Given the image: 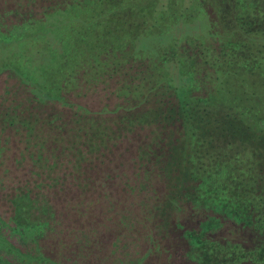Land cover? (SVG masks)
I'll return each instance as SVG.
<instances>
[{
	"label": "trees",
	"instance_id": "1",
	"mask_svg": "<svg viewBox=\"0 0 264 264\" xmlns=\"http://www.w3.org/2000/svg\"><path fill=\"white\" fill-rule=\"evenodd\" d=\"M131 1L136 4L130 10L136 20L131 29L126 19L130 13L125 11L129 6L123 0H76L69 7L64 2L61 8L66 12L50 15V24L56 20L53 17L60 18L56 27L72 20L70 17L89 32H117L120 26L127 27L119 29L116 39L133 50L123 54L126 48H119L117 55L109 49L107 53L97 51V56L88 58H97L96 63L75 66L79 68L73 75L81 83L77 87L80 95L73 96L60 84L58 96L41 94L44 105L35 99H20L31 106L25 118L8 112L5 102L12 99L9 94L0 97V264H67L63 252L55 256V242H84L82 233L66 237L59 232L56 207L68 206L64 204L67 196L82 195L90 162L68 163L69 151L74 145L89 146L86 137L90 132L98 134L92 131L96 128L91 118L109 116L110 110L116 112L115 121L113 127L106 124L105 133L112 137H103L102 146L112 152L111 146L126 142L134 146V142L139 149L134 146L132 175L125 170L115 174L123 183L122 191L135 198L122 197L121 216H131L130 221L119 214L109 215V221L106 214L103 218V225L112 227L105 236V264H143L153 256H160L162 264H262L264 0ZM53 26L49 28L55 30ZM46 29L37 32L49 38L50 29ZM54 45L49 44V51ZM36 54L34 63L48 66L52 54ZM122 55L118 65L107 71L114 74L112 86L128 92L105 86L104 63ZM52 69L64 76L62 67ZM100 93L120 103L108 107L107 113L76 112L75 134L61 126L60 111H56L58 122L48 117L47 110L53 107L50 99L63 96L64 108H86L65 99H90L92 95L100 99ZM65 135L74 138L69 141ZM100 148L94 147L89 159L104 156ZM131 150L107 158L114 161L110 165H126V153ZM22 160L28 164L22 166ZM114 200L118 202V198ZM182 204L187 206L182 208ZM76 215L78 231L80 226L91 230L97 219L91 214ZM243 228L248 233L241 236ZM144 230L154 243L164 244L142 252V246L148 245ZM88 235L92 237L90 232Z\"/></svg>",
	"mask_w": 264,
	"mask_h": 264
},
{
	"label": "rangeland",
	"instance_id": "2",
	"mask_svg": "<svg viewBox=\"0 0 264 264\" xmlns=\"http://www.w3.org/2000/svg\"><path fill=\"white\" fill-rule=\"evenodd\" d=\"M75 1L76 0H0V97L4 93L9 94L8 97H11L12 99L7 100L5 102V106L8 108V112L12 115H15V117L20 116L22 118H25V115L29 116V113H31L27 111L28 108L31 107L29 106L30 104H28L26 101L19 102L20 99H35L38 104L44 105L45 100L40 98L41 94L46 93L50 96H58L60 84L65 85V87L68 88L66 90H68L73 96H76L78 94L80 95L81 92L77 90V87H80L81 83L77 82L78 77H75L73 75V73H75V71L79 68L77 67L76 69L75 66H79L78 64H84L83 66H85L89 65L92 62L96 63L97 58L96 60L88 59L90 57L92 58L93 56H97L95 55V52L98 51L107 53L109 49L110 51H114L117 55L119 48H126V51L122 50L123 54H126V52H130L131 50H133V47L132 49H130L126 42H123L121 39H116V34L117 37H119V29L125 30L127 29L126 26H120L117 32L114 31L109 33H96V31H85V28H83L84 26L80 24V21H75L76 19H74L73 17H70V19L72 20L64 22L59 27L56 26H58L60 18H55L56 16L52 18L56 19L54 21V24L49 23L48 20L51 14L53 15L55 13H58L62 15L61 12H66L63 11L66 9L61 8V4L65 2V4L69 7V5L71 4L73 6V3ZM148 1L151 2V0ZM123 2L129 6V8H126L125 11L130 13L127 15L126 19L130 22L128 28L131 29V25L134 24L136 20L134 19V15L130 10L131 7H135L136 4L131 0H123ZM68 18L69 17H67V19ZM50 25H54L57 30L55 28V30L50 29ZM45 28H47V31L48 29H50L48 34L51 35V37H44L45 33L37 32L38 29L42 30ZM122 34L126 37V34ZM99 36L104 37L105 39L101 40L98 38ZM87 37L88 39H86ZM54 38L57 42L54 40ZM109 39L111 43H109ZM51 42H53V44L55 45L53 46L52 50L49 51V44ZM108 44H110V46H108ZM40 51L52 54L51 61L50 63H48V66H45L44 63H34V61L37 60L36 53ZM123 56L124 55H122L121 57H110L109 60L104 63L106 81L105 86L107 85L108 87H112V89H116L119 92H128L127 88L120 89L115 88L114 85L112 86V84H114L112 77L114 76V74L111 71H107V69L111 68L113 65H118V61H121ZM51 66L53 68H56L57 66L62 67L64 76L61 77L62 75L56 73L57 71L53 70ZM107 75H111V77L107 78ZM126 79H128V77ZM68 80L70 84L67 83ZM77 83H79V86H76ZM261 87L263 89L264 85H262ZM22 93H26V96L21 97L23 96ZM130 93H132V96L135 95L134 89H131ZM100 95V99L99 95H92L90 99H65L71 100V102L73 103H81L87 106L86 108H75L70 104L74 109H66L64 108V106H62L63 99L61 98H63V96H60L56 99H50V105H52L53 107L47 110V113H49L48 117L52 116L53 119H55V122H58L59 117L57 116L56 111H60L62 113V115H60V117H62V122L60 123L61 126L66 127V129L69 130L70 134H75V131H73L72 128L74 126L73 120L76 112H84L87 115H91V113L97 111L106 112L107 109L115 107L117 103H120L119 99H105V97L102 96L101 93ZM229 96L230 93H228V97ZM15 108L17 109L15 110ZM105 108L106 110H104ZM110 111H107L109 112V116L105 117V115L102 116L101 114H99V118H91L92 126L96 128V130L92 131H97L98 134L97 136H94L90 132L88 138L86 137V142L87 144H89V146L86 145V147L84 148L83 146L79 147V145H74L72 150L69 151L70 160H68V163L73 165L75 161L79 163L83 159H86L90 162V168L85 173L88 180L85 182V187L82 188V195L67 196V200L64 204H68V206H66L65 208L64 205L63 208L56 207V214L61 221L58 226L60 228L59 232L66 237L67 235L71 236V233L73 234V236H79L80 233H82V235L85 237L84 242L79 245L75 244L74 242H72L73 245H70L66 241L65 242L67 244H63V240H58L55 242V244L57 243L58 245L55 246L57 248L55 256L58 257L60 256V253L63 252V254L65 255L64 259L67 260V264H105L107 262L104 256V252L106 249L105 236H109L112 230V227L110 228L109 226L103 225V218L105 217V214L107 218L106 221H109L112 216H118V214L122 219H125L127 221H130L131 219V216H121V212L123 211V207H121V205H123L124 201L122 197L128 200H133L135 197L131 195L133 197L130 198V195H128L129 192L125 193L124 191H122L120 187L123 183L117 176H115V174L117 172L119 174L120 171H122L123 173V170H125L127 171V173L132 175L135 169L133 162L136 159L134 157V155H136V152H133V150L134 146H137V143L133 142L134 146L131 144V142H126V144L123 143L121 146L119 144L114 148H112L113 146H111L110 149H113L112 152H109L105 145V147L102 146V144H104V141L102 143L103 137L106 139H108V136L112 137L111 133H109L108 135L105 133L106 124L109 123L111 127H113V123L115 121L113 115L116 114V112L115 110L111 112ZM38 116L44 117L43 115ZM75 125L77 124L75 123ZM44 131H47V129H45ZM54 133L55 132L51 131L50 135L54 136ZM65 136L66 140L68 139L69 141L74 138V136L72 135ZM133 136L134 138H136L135 135ZM60 138L65 140L63 136ZM64 142L65 141H62V143ZM73 142L77 143L75 140H73ZM97 145H101L100 149L103 148L102 151H105V155L99 158L94 157L97 160L89 159L91 158L92 154L94 155L93 149ZM128 148H131L132 152L127 151L126 153V165L123 162V165L125 167H115L114 165H110L111 162L114 161L107 158L112 159L115 155L118 158L117 153L121 150H124L125 152L126 150H129ZM137 149H139V146H137ZM11 162H13V160ZM26 163V160H22V166ZM92 164L95 165V167H93ZM18 167H21V165H19ZM96 176H98L97 180H93L92 177ZM9 177L7 176V178ZM110 179H113L114 181L110 183ZM126 183L129 184L128 182ZM111 187H113V189ZM125 188L127 189L128 187ZM110 190L112 192H110ZM107 191H109L111 195H108L106 193ZM125 194L127 195L125 196ZM117 198L118 202L114 200ZM0 203L2 204L3 202L0 201ZM56 204V206H59L57 200ZM126 206L129 207L128 205ZM186 206L187 204H182V208H185ZM81 213L91 214L97 217V219L94 220L95 222H92L93 227L91 228V230L83 229L82 226L79 227L81 231L77 230L75 219L78 217V215L76 214ZM128 213L130 214V211ZM83 224L89 225L84 222ZM61 225L63 228L61 227ZM138 231L139 230H136L133 234L136 241L138 239ZM144 231L145 232L143 237L145 238L148 245L147 247L146 244L142 246V252L145 248L148 251L149 248L151 249L155 245L161 246L164 244L161 241H159V244L154 243L153 239L151 240V236L149 235L147 237L146 235L148 233L146 232V230ZM88 232L92 234L91 238L89 237ZM125 233L126 232H124V234ZM240 233L241 236H244V234L248 232L247 230H245V228H243ZM115 235L118 234L115 233ZM247 246L248 245H246V247ZM135 248L137 250V246H134V249ZM134 249H131L132 252ZM44 251L45 253L49 254L48 246L45 244ZM79 251H82L83 253H79ZM158 257L159 258H156V256H153L151 258L149 257L145 259L143 264H162V259H160V256ZM233 264H244V261L240 263L236 262ZM262 264H264V259L262 261Z\"/></svg>",
	"mask_w": 264,
	"mask_h": 264
}]
</instances>
